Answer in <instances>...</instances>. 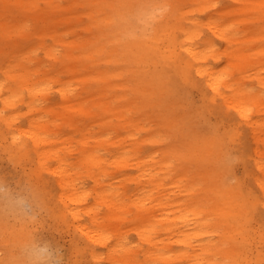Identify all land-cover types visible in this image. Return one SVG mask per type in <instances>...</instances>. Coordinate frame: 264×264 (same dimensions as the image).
Listing matches in <instances>:
<instances>
[{
  "label": "rangeland",
  "instance_id": "1",
  "mask_svg": "<svg viewBox=\"0 0 264 264\" xmlns=\"http://www.w3.org/2000/svg\"><path fill=\"white\" fill-rule=\"evenodd\" d=\"M206 1L202 5L201 0H144V5H170L164 19L156 25L151 43L156 42L162 48L166 36L172 34L179 42H194L202 50L212 45V52L217 58L213 57L215 54L209 56L207 65L222 69L229 79H238L241 87H251L258 94V100L249 105V117L257 121V128L255 124L242 119L236 109L222 105L225 96L230 98L234 93V86L224 88V96L220 97L209 96L210 92L205 87L199 89L184 84L168 86L164 80L173 72L178 75L177 71L182 66L179 61L166 63L162 57H158L145 61L143 65L131 58L133 50L128 42L122 40V34L115 31L118 15L125 10L124 5L108 8L100 0L102 5H96L91 11L95 14L92 17L83 0H57L53 9L46 6L45 0H35V6L29 10L14 0L7 4L0 0V81L5 79L3 69L8 58L11 54H17L18 61L30 70L31 82L40 80L43 86H51L45 91L48 93L39 95L34 108L27 105L26 91L24 101L1 112L10 117L12 123L0 120V179H7L17 187L31 185L41 198L42 209L35 221L14 219L0 210V258L8 256L6 261L0 262L22 264L20 249L34 238L62 246L64 264H127L122 261L125 257L120 248L111 252L118 243H124L135 251L134 262L129 264H138L143 260L148 244L142 241L138 224L143 217L144 220L151 219V223L162 217L163 212L159 207L162 197L156 189L148 186L147 190L152 189V196L147 200V206L151 209L139 215L134 207L126 208L123 205L121 197L135 186L130 177L136 175L137 170L134 165L123 167L115 164L118 161L113 155L120 150L129 149L130 155L136 153L141 161L149 165L155 164L160 157L168 159V154L163 153H175L177 150L182 156L172 161L168 175L162 169L167 185L186 202L196 200L204 203L199 198L206 193L200 183L204 179L203 174L199 180L188 179L184 175L194 170L193 167L187 171L198 151L190 153L185 145L187 142L193 145L213 142V147L221 148L218 156H224V151H232L241 157L240 163L226 173L227 177L242 179L241 189L244 193L253 190L264 199L254 178L261 173L250 161L253 154L251 147L254 146L262 151L259 158L264 161V89L255 79L257 71L264 70V0ZM104 15L114 30L105 27ZM209 20L218 24L231 23L229 32L237 34V42L229 44L215 36L208 29ZM194 21L199 22L200 26L197 25L187 35L181 32V26L192 28ZM238 51L246 54V57L238 58ZM239 67L243 70L240 71ZM138 69L144 70L142 77L136 76ZM101 71L105 76L98 74ZM148 71H155L151 77L145 78L157 86L152 90L141 88L143 84L144 87L147 85L144 74ZM60 86L68 91L65 99L58 92ZM216 105L224 107L223 110L216 111ZM29 125L32 131L46 137L44 145L37 147L38 151L49 150V157L46 160L43 158L44 165H39L37 154L33 151L27 130ZM12 135L32 148H28L26 153L17 152L18 148L11 143ZM133 142H137L139 147L131 146ZM87 150L101 157L102 165L106 168L98 183L82 167ZM152 155H156L154 161ZM45 165L48 168L42 167ZM183 166L187 168L183 170ZM63 168L76 172L80 190L86 194L85 200L78 204L80 213L77 222L70 213L61 218L62 204L56 194L55 176ZM175 177L177 182L171 180ZM193 181L196 184H191ZM98 184H105L106 188L121 194L115 206L109 207L96 198ZM245 223L246 220L239 225ZM77 224L105 231L110 237L107 245L88 239L76 228ZM248 225L256 229L259 221L251 219ZM167 227L165 222L158 224V232L154 234L156 242L169 240ZM250 236L253 245L236 252L237 260L234 261L233 254L226 251L210 255L211 258L221 264L229 261L234 264H264V242L259 241L256 233H250ZM213 237L228 242L220 231ZM228 244L223 246L228 247ZM90 247L95 250L94 254L90 253ZM170 248L174 252L182 250L175 243ZM14 256L18 258L13 259Z\"/></svg>",
  "mask_w": 264,
  "mask_h": 264
},
{
  "label": "bare ground",
  "instance_id": "2",
  "mask_svg": "<svg viewBox=\"0 0 264 264\" xmlns=\"http://www.w3.org/2000/svg\"><path fill=\"white\" fill-rule=\"evenodd\" d=\"M11 0H2L3 4H7ZM19 2L27 10L35 6V0H14ZM57 0H45L46 6L49 8L56 7L54 4ZM118 0L115 3L110 0H101L105 2V6L108 8H113L115 6L124 5L125 10L123 13L118 15L119 22L115 27V31L118 30L122 34V20L132 13L135 9L144 5V0ZM84 6L88 8V12L92 17L95 16L91 11L95 9L96 5H102L100 0H83ZM206 0H201V4L205 5ZM105 16V27L113 29V25L110 24L108 17ZM194 27L181 26V32L187 35L191 32L192 29L197 28V25L200 26L199 22H193ZM208 29L212 33L226 41L229 44L238 40L237 34L232 33L230 30L231 23L218 24L215 21H208ZM105 35V32H103ZM108 37V35H105ZM104 36V41L106 37ZM165 44L162 48L158 47L156 42L148 40L145 42H128L129 47L133 50V53L130 55L131 58L136 59L138 63L149 62L150 59L162 57L166 63H171L174 61H179L182 66L180 71H177L178 75L174 72L170 75H167L164 82L168 86H173L175 84H184V85H194L199 89L205 87L210 93L211 97H220L224 96V88H233L234 93L231 94L230 98L225 96V101L222 105H229L230 107L236 109L239 112V115L246 122H251L255 124L257 128V121H252V118L249 117L250 108L249 105L257 101L259 96L256 92H249L248 89H253L245 85L241 87L239 85V80L229 79L228 74L222 69H215L213 66L207 65L209 56L215 54L212 52V45L208 47L207 50L200 49L194 42L191 41H182L179 42L172 34L166 36ZM157 40V39H156ZM264 50V47L262 48ZM50 53V49H48ZM111 53L114 52L113 49L110 50ZM236 53V52H235ZM71 57L70 54H68ZM238 58H245L246 54L238 51L236 53ZM248 56V55H247ZM109 54V58H110ZM214 58H217L216 54L213 55ZM24 58H27L25 56ZM69 59V58H68ZM17 54H11L7 60V64L4 66L5 79L0 81V103L2 107L0 109V120L7 121V124H10V117L4 116L1 114L6 108H14L15 105L24 101V93L28 92V101L27 105L31 108H34V103L38 99L39 95L50 89V85H42L39 83L40 80L30 81L29 73L27 66L24 63L18 61ZM141 63V64H142ZM72 69L73 66L70 65ZM239 70L242 71V67H239ZM142 69L136 70V76H143ZM163 70H161L162 72ZM148 71L146 75L144 74V82H147V85L143 84L141 88H148L152 90L157 86L149 83L145 78L151 77L152 73ZM99 75H104V72L101 71ZM256 81L260 87L264 89V70L260 69L256 73ZM141 86V85H140ZM58 92L65 99L68 97V91L65 87L60 86ZM145 94V93H144ZM210 97V98H211ZM224 107L216 105L214 109L218 112H221ZM232 120L231 117H229ZM32 126L29 125L27 128L30 133L29 136L33 143V151L37 154L38 163L41 165L43 158L49 157L47 151H38L37 147L40 144H43V141H46L45 136H41L40 133L32 131ZM256 131V130H254ZM257 135V133H254ZM11 143L17 147L16 150L19 153H26L28 148H32L25 141H20L18 137L14 135L11 136ZM131 146L139 147L137 142H133ZM186 148L188 152L193 153L196 150L198 153L193 157L190 162L192 166L188 167L187 171L191 170L194 167V170L185 173L184 175L188 179H201L202 174L204 179L200 181L203 184L206 193L199 197L200 195L195 192V194L204 202L200 203L196 200L184 201L180 195H177L176 192L166 183V177L162 174L164 172L168 173L171 171V163L173 160H179L182 156L177 152V150L168 154V159L159 158L158 161H155V164L149 165L141 161L138 155H130V150H120L116 151L113 155L116 156L117 161L116 165H121L123 167H129L134 165L137 170V174L130 177V181L135 184V186L129 190L128 193L122 195V203L126 208L134 207L137 210L139 215L144 212V210H149L147 206V200L152 196L151 190H147L148 186H152L153 189H156L157 194L162 198L159 201V207L162 209V217L155 219L151 223V219L146 218L139 222L138 232L142 238V241L148 244V249L145 252V257L143 260H140L138 264H167L168 262H182L183 264H221L219 261H215L211 258L210 255H215L220 252H230L233 254L234 261L237 260V253L241 250L249 249L253 245V240L251 239L250 233H256L259 241L264 242V199H261L256 193L250 191L249 193H244L242 191L243 180L240 178L236 179L235 183H227V175L229 168L225 165L224 159L225 155L228 152L224 151V156L219 154V149L213 147V142H208L206 145L203 143H197L193 145L192 143L187 142ZM252 148V156L250 161L254 163L258 172L261 175H255L256 182L260 186L262 194H264V161L259 157L262 151L257 147ZM46 150V149H45ZM87 155L84 156L82 167L87 171V175L91 176L95 183H98L100 180V175L106 170L105 166L102 165L101 157L98 155H92V150H87ZM86 153V151H85ZM173 155V156H172ZM56 156H59L56 155ZM172 157V159H170ZM183 157H186L183 155ZM156 158V155H152V159ZM247 163V162H246ZM245 167L247 168V164ZM252 163V164H253ZM45 163H42L44 165ZM80 164V165H81ZM79 166V165H78ZM48 168V166H42ZM183 170L186 169L183 166ZM96 168L97 171L92 169ZM166 170V171H165ZM60 173L55 176V182L57 184L56 194L60 199L62 204V209L60 210L61 218L66 217L67 213H70L73 217L74 222L78 221V214L80 209L78 204L82 203L86 198V194L83 190H80L81 186L78 185V177L76 172L68 171L65 168L58 170ZM184 172V171H183ZM147 178V179H146ZM144 179H146L144 181ZM174 182H177L178 179L172 178ZM191 184H196L193 181ZM97 194L101 203H106L109 207L115 206L117 197L121 196L117 190L113 191L112 189L106 188L105 184L97 185ZM187 188L191 189L190 186ZM251 190V189H250ZM197 198V197H193ZM251 199V200H249ZM178 203V206H177ZM207 203V204H205ZM260 208V211L257 209ZM251 219H258L259 226L255 229L248 225V222ZM246 220L244 225H239V223ZM168 224L169 231V240L167 242L158 243L156 242L155 233L158 232V224L163 223ZM243 226H248L245 229ZM76 228L83 233L88 239L93 240L101 245H107L110 237L103 232L102 230H93L83 224H77ZM220 231V235L223 238H227L228 242L223 240H215L213 235ZM173 243L178 244L182 247V250L179 252H174L170 248V245ZM223 244H228V247H224ZM88 248V247H87ZM125 257L122 261L129 264L134 262L135 251H132L124 243H118L114 246L111 252L118 251ZM90 253L94 254L95 250L90 247ZM130 251V252H129ZM189 251V252H188ZM8 256L0 258V261H6ZM14 258H18L14 256ZM171 263V264H172ZM235 263V262H234ZM232 261H229L226 264H234ZM0 264H8L7 262H0ZM17 264V263H15Z\"/></svg>",
  "mask_w": 264,
  "mask_h": 264
},
{
  "label": "clouds",
  "instance_id": "3",
  "mask_svg": "<svg viewBox=\"0 0 264 264\" xmlns=\"http://www.w3.org/2000/svg\"><path fill=\"white\" fill-rule=\"evenodd\" d=\"M169 8L168 3H148L135 9L122 20V40L132 43L150 40L156 25L164 19ZM248 91L255 92V89ZM240 160L239 155L229 151L224 163L232 170ZM226 182L235 183L236 178L228 176ZM41 209V198L31 185L17 187L7 179H0V210L4 214L18 220L35 221ZM19 258L22 264H64L63 247L41 238H34L25 244L20 249Z\"/></svg>",
  "mask_w": 264,
  "mask_h": 264
}]
</instances>
